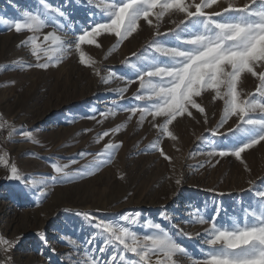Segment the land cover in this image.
Returning a JSON list of instances; mask_svg holds the SVG:
<instances>
[{
  "label": "rangeland",
  "instance_id": "obj_1",
  "mask_svg": "<svg viewBox=\"0 0 264 264\" xmlns=\"http://www.w3.org/2000/svg\"><path fill=\"white\" fill-rule=\"evenodd\" d=\"M246 1L217 0V4L204 11L218 12L230 3L243 6ZM112 2L103 0V3ZM193 2L200 0H185L186 4ZM45 3L68 13V20L53 14L65 27L57 31L46 26L35 34L27 30L17 33L14 22L23 21L25 12H44L43 4L40 0H0V18L7 22H0V117L3 118L0 123L4 124L0 128V235L8 240L19 238V243L8 253L13 264H77V261L82 264L88 250L93 248L97 250L94 255L105 264L111 249L103 254L98 251L104 238L98 235L100 230L95 224L101 220L119 222L141 237L156 231L145 227L149 221L159 223L187 248L192 259H203L201 249L206 251L208 245L202 240L209 224H200V216L210 221L218 211L217 222L230 225L232 218L242 223L245 210L258 211L255 192L264 190V141L241 154L243 163L231 155L210 156L213 140L219 148L232 143L230 138L212 137L207 131L216 126L224 109L223 100L213 101L215 93L211 89L195 98L205 108L208 122H204V114L190 109L192 117H177L169 125L176 139L161 135L152 126V117L140 124L139 113L132 115L122 110L150 103L135 100V94L147 93L139 90L137 72L131 65L141 68L154 55H159L148 45L153 39L171 41V36H155V33H169L175 23L184 19L183 13L169 10L157 21L155 14L160 11L157 7L149 17L152 25L141 19L137 31L115 49L116 38L109 33L95 37L101 44L99 48L82 44L85 59L90 57L96 62L98 76L93 67L80 63L74 45L59 63L54 58L47 69L27 66L36 64L37 57L32 54L31 45L21 41L36 35L37 42L46 48L51 42L44 41V36L56 31L65 37L67 47V41L74 39L73 30L78 35L81 28L103 17L102 9L96 6L101 0L95 3L45 0ZM69 23L72 29L67 27ZM133 53H142L146 59L138 61ZM39 56L40 63L48 62L43 52ZM125 60L129 63L125 64ZM255 70L264 71V67L258 65ZM101 77L109 82L104 83ZM129 79L134 82L128 83ZM258 84L257 77L242 73L237 83L240 98L264 102L256 92ZM124 87L128 91L121 99L118 90ZM102 112L109 115L101 116ZM252 115L257 118L260 113ZM235 122V117L229 119L221 131L234 127ZM154 123H163V118H157ZM117 126L119 132L98 141L100 134ZM29 130L35 142L20 134ZM200 136L205 139L199 140ZM110 141L120 147L111 163L97 170L94 157ZM161 149L170 160L161 155ZM3 161L8 165L14 163L23 179H8L9 167ZM53 164L73 174L87 166L92 174L76 175L74 179L61 177L53 183L51 177L58 175ZM176 179L181 180L180 185L175 183ZM137 211L141 213L138 223L121 219L124 214ZM85 212L96 219L90 223L77 214ZM162 212L168 220L161 217ZM37 233H43L44 237ZM183 233H190L191 237ZM94 236V243L88 244ZM192 259L182 257L181 264H192Z\"/></svg>",
  "mask_w": 264,
  "mask_h": 264
},
{
  "label": "snow or ice",
  "instance_id": "obj_2",
  "mask_svg": "<svg viewBox=\"0 0 264 264\" xmlns=\"http://www.w3.org/2000/svg\"><path fill=\"white\" fill-rule=\"evenodd\" d=\"M88 2L95 3V0H88ZM40 3L44 6V12L38 14L25 12L23 21L14 22V30L17 33L27 30L35 34L46 26H52L57 31L65 27L53 14L68 20L66 11L52 7L45 3V0H40ZM214 4H217V0H200L199 3L192 4H186L185 0H113L112 3H103L101 0V3L96 6L102 9L103 17L107 19L102 17L99 20H93L89 27L81 28L78 35L73 30L74 39L67 41V47L65 37L56 34V31L48 32L44 36V41L51 42L49 47L42 48L37 42L36 35L29 36L21 41V44H30L32 54L37 57L36 64L27 66L40 69H47L54 58L55 62L59 63L68 48L74 45L79 52L80 63L93 67L96 75L99 76V69L94 67L96 62L90 57L85 59V53L81 50L82 44H94L99 48L101 44L95 37H99L102 33H109L116 38V44L113 45L115 49L137 31L141 19L152 25L153 22L149 17L157 7L160 9L155 14L157 21L169 10L173 13H183L184 19L175 23V27L170 29L169 33L161 34L158 31L155 33V36H171V41L153 39L148 45L159 55H154L150 63L141 68H138L136 64L131 65L137 72L135 80L139 81V90L147 93V95L135 94V100H147L150 103L144 106L123 107L122 110L132 115L139 113L140 124H143L147 117H152V126L158 128L161 135L176 139L169 130V125L177 117L185 115L192 117L193 113L190 109L204 114V122H208L205 108L195 98L211 89L215 93L212 97L213 101L217 98L223 100L224 109L216 126L207 131L212 137H224L226 140L230 138L232 143L226 148H219L217 142L213 140V150L209 152V155L221 158L231 155L243 163L241 154L264 141V102L242 100L237 92V83L241 74L247 72L258 78L256 92L264 98V71L255 70L258 65L264 67V0H249L243 6H234L230 3L218 12L204 11L205 8ZM192 8L195 10H190ZM0 22L7 23L2 18ZM67 27L72 29V24L69 23ZM41 52L47 56L48 62H39ZM132 55L136 56L138 61L146 59L142 53ZM161 57L167 59H161ZM124 63L129 62L125 60ZM101 79L104 83L109 82L104 77ZM132 82L134 81L128 80V83ZM221 89L224 91L222 92ZM109 91L113 90L109 89ZM118 91L121 99H124V93L128 89L124 87ZM258 111L260 115L254 118L252 114ZM100 115L106 117L109 113L102 112ZM160 117L163 118V123H154ZM233 117L236 118L235 126L228 127L226 132L221 131ZM91 118L95 119V116ZM2 119L0 117V120ZM2 127L4 124L0 123V128ZM87 131L90 129H85V132ZM119 131L120 126H117L104 131L97 139L99 141ZM20 134L25 139L35 142L32 131H23ZM198 139L203 140L205 137L200 136ZM119 147L120 144L111 141L104 144L103 150L94 157L96 169L98 170L105 163H111ZM161 155L166 160H170L162 149ZM3 162L9 167L8 179L17 181L23 179L14 163L8 165L7 161ZM52 167L58 174L51 177L53 183L61 177L74 179L76 175L92 174L87 166L75 174L65 171L57 164H53ZM245 167L247 168L246 165ZM175 183L180 185L181 180L176 179ZM255 196L258 198L256 200L258 211L253 210L249 213L245 210L242 223H238L235 218H232L230 225L218 223V211L210 221L203 216L199 217L200 224H209V227L204 229L205 235L202 240L203 244L208 245L206 251L201 249L203 259H192L187 248L178 243L169 231L163 229L159 223L151 221L145 227L156 231L142 237L119 222L99 221L95 227L100 230L98 235L103 236L104 243L98 251L103 254L111 249V256L105 264H181L182 257L192 259V264H264V190H257ZM77 214L83 215L90 223L96 219L87 212ZM140 217L141 213L137 211L124 214L121 219L130 224H136ZM161 217L168 220L164 212L161 213ZM183 234L191 237L190 233ZM37 235L44 237L43 233H37ZM95 239L96 236L89 239L87 243L92 244ZM18 243L19 238L8 240L0 235V254L3 255L0 264H13L12 257L8 253ZM69 243L74 242L69 241ZM96 251L94 248L88 250L87 258L82 264H101V258L94 255ZM127 253H131L132 256H127ZM153 258H155L154 262ZM77 264L81 262L77 261Z\"/></svg>",
  "mask_w": 264,
  "mask_h": 264
},
{
  "label": "bare ground",
  "instance_id": "obj_3",
  "mask_svg": "<svg viewBox=\"0 0 264 264\" xmlns=\"http://www.w3.org/2000/svg\"><path fill=\"white\" fill-rule=\"evenodd\" d=\"M246 2H249V0H247ZM246 2H245V3H246ZM238 6H242V5H241V4H239ZM174 21H175V20H174Z\"/></svg>",
  "mask_w": 264,
  "mask_h": 264
}]
</instances>
